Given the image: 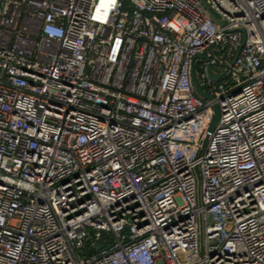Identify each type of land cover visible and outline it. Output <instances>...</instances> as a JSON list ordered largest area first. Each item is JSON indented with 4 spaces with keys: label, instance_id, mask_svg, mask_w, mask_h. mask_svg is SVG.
Instances as JSON below:
<instances>
[{
    "label": "built area",
    "instance_id": "built-area-1",
    "mask_svg": "<svg viewBox=\"0 0 264 264\" xmlns=\"http://www.w3.org/2000/svg\"><path fill=\"white\" fill-rule=\"evenodd\" d=\"M0 264H264V0H0Z\"/></svg>",
    "mask_w": 264,
    "mask_h": 264
},
{
    "label": "water",
    "instance_id": "water-1",
    "mask_svg": "<svg viewBox=\"0 0 264 264\" xmlns=\"http://www.w3.org/2000/svg\"><path fill=\"white\" fill-rule=\"evenodd\" d=\"M210 13L212 15V17L216 20V21H219L217 16L210 10ZM205 59H207L205 56H203ZM209 74L212 78H217V76H215L212 72H211V67L209 65ZM192 81H193V85L195 87V90L198 94H200L201 96L205 97V98H208L210 99L211 98V95L209 93H207L199 84L197 78H196V75H195V71H194V68L192 70ZM219 117H220V108L218 105H215V118H214V121L213 123L211 124V126L209 127V130H208V134L209 135L213 129L215 128V126L217 125L218 121H219Z\"/></svg>",
    "mask_w": 264,
    "mask_h": 264
}]
</instances>
